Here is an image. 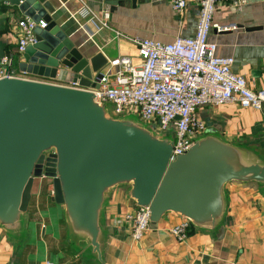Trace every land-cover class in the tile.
I'll use <instances>...</instances> for the list:
<instances>
[{
  "label": "crops",
  "instance_id": "1",
  "mask_svg": "<svg viewBox=\"0 0 264 264\" xmlns=\"http://www.w3.org/2000/svg\"><path fill=\"white\" fill-rule=\"evenodd\" d=\"M37 1L88 57L103 53L108 61L124 57L134 65L141 59L132 39L171 43L177 37L192 38L199 18L193 3L177 14L166 0L126 1L117 6L104 0ZM246 1L242 9L218 8L214 24L237 29H213L209 41L218 45L219 56L233 57V72L260 91L264 90V0ZM108 6L109 28L91 39L82 27L90 17L85 13L101 15ZM24 18L17 6L0 0V61L6 55L13 58L15 78L61 84L20 71L18 22ZM198 116L206 132L197 141L212 138L242 156L244 165L264 166V104L260 110L242 109L236 103L204 107ZM151 127L156 134L155 126ZM159 138L172 141L170 135ZM132 189V183H119L103 190L95 246L92 235L74 224L64 205L52 201V180L36 178L21 227L5 228L0 222V264H264V182H227L220 212L199 222L190 219V236L182 243L171 236L170 229L189 218L173 211L152 222L141 242L133 240L125 221L138 207L130 195Z\"/></svg>",
  "mask_w": 264,
  "mask_h": 264
},
{
  "label": "water",
  "instance_id": "2",
  "mask_svg": "<svg viewBox=\"0 0 264 264\" xmlns=\"http://www.w3.org/2000/svg\"><path fill=\"white\" fill-rule=\"evenodd\" d=\"M1 1L48 24L36 28L37 43L27 47L20 71L81 87L0 79V222L5 228L21 227L36 178L52 180V201L64 205L95 246L108 186L132 183L130 195L138 207L150 206L153 223L167 211L199 222L220 212L227 182H264V166L244 165L242 156L212 138L196 141L186 155L172 159L169 139L110 118L87 91L99 88L94 78L108 64L104 54L82 53L37 0ZM104 1L111 6L136 2Z\"/></svg>",
  "mask_w": 264,
  "mask_h": 264
},
{
  "label": "built area",
  "instance_id": "3",
  "mask_svg": "<svg viewBox=\"0 0 264 264\" xmlns=\"http://www.w3.org/2000/svg\"><path fill=\"white\" fill-rule=\"evenodd\" d=\"M177 14L190 3L199 9L196 34L192 38L177 37L171 43H162L136 37L132 42L138 48L141 63L134 65L129 58L108 61L95 76L98 89L88 88L101 105H112V114L118 117L135 114L140 121L155 126L161 136H172V159L186 155L198 138L206 132L198 111L204 107H219L236 103L242 109L260 110L264 104V90L255 91L247 80L233 72L234 58L217 54L218 45L209 41L213 29L224 32L237 29L236 25L221 27L214 24V15L220 6L242 9L246 0H166ZM82 13V11H81ZM80 13V14H81ZM90 15L83 29L92 39L109 28L110 7ZM47 23L31 18L18 22L22 34L16 56L24 61L27 47L37 43L36 28L45 29ZM117 36H121L117 32ZM13 58L8 55L0 61V79L15 78ZM62 86L81 88L78 83L61 82ZM134 241L141 242L151 226L150 206L137 207L125 216ZM191 221L185 220L170 229L179 243L190 236Z\"/></svg>",
  "mask_w": 264,
  "mask_h": 264
},
{
  "label": "rangeland",
  "instance_id": "4",
  "mask_svg": "<svg viewBox=\"0 0 264 264\" xmlns=\"http://www.w3.org/2000/svg\"><path fill=\"white\" fill-rule=\"evenodd\" d=\"M106 109H107L108 113H110L111 112V109H112V106L111 105H107ZM109 117L112 118V119H114V120L127 119V120L130 121L131 124L136 125L138 127H145V128H148L149 127V128H152L151 127L152 125L150 123H145V122L140 121V119L135 114H131V115H128L127 114V115H123L122 117H118L116 115L109 114ZM156 135L158 137H162L158 133H156Z\"/></svg>",
  "mask_w": 264,
  "mask_h": 264
},
{
  "label": "trees",
  "instance_id": "5",
  "mask_svg": "<svg viewBox=\"0 0 264 264\" xmlns=\"http://www.w3.org/2000/svg\"><path fill=\"white\" fill-rule=\"evenodd\" d=\"M17 60H18V58H17ZM19 61V60H18Z\"/></svg>",
  "mask_w": 264,
  "mask_h": 264
}]
</instances>
